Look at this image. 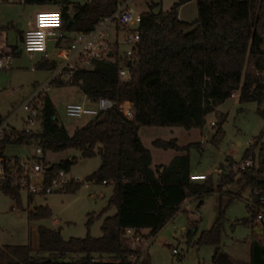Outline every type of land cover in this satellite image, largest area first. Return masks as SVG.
<instances>
[{
    "label": "trees",
    "instance_id": "obj_1",
    "mask_svg": "<svg viewBox=\"0 0 264 264\" xmlns=\"http://www.w3.org/2000/svg\"><path fill=\"white\" fill-rule=\"evenodd\" d=\"M55 1L62 4L65 31L88 32L94 30L102 17L114 12L119 0H92L83 4ZM195 1L197 19L191 23L178 17L183 0L157 12L154 11L157 3H152L140 13L139 41L130 56L127 79L118 76L116 43L111 46V55L93 59V68L75 69L71 84L77 85L91 100L106 97L117 104L129 101L134 109L131 118L125 117L116 106L100 112L69 134L59 122L50 98L39 94L43 102L41 130H12L0 138V158L5 159L7 145L32 140L42 153L75 149L80 158L98 155L100 165L88 178L113 184L108 207H116L115 214L103 219L99 237L87 232L84 237L64 239L60 228L39 225L37 246L0 247V264H132L127 259L132 252L124 244L126 229L136 232L147 229L149 235H154L180 210L186 198L196 197L199 206L201 198L214 190L210 181L189 178L188 154L175 156L166 166H152L151 153L138 135L140 126L201 127L206 114L236 92L240 103L264 104V0ZM22 2L42 5L50 4L51 0ZM69 5L74 9L71 17L65 13ZM11 54H15V49ZM37 67L55 69L56 63L43 60ZM3 122L0 114V126ZM260 138L261 135L255 138L242 157L252 158L258 147L257 165L238 171L251 189L248 201L255 202L264 195V143ZM153 144L164 149L180 148L175 139H156ZM40 160L48 167L46 183L53 173L60 169L67 172L76 163L75 157L57 163H49L43 156ZM232 179L231 175L220 177L216 188L221 190ZM79 185L70 183L65 190L74 192ZM0 190L20 204V190L12 187L9 180ZM33 196L28 193L29 202ZM246 207L249 209L248 204ZM50 216L48 206H37L28 213V218L34 220ZM243 221L250 222L253 228L249 264H264V243L255 231L257 224L251 211L250 218ZM196 230L197 222L189 221L186 233L189 244ZM194 243L217 246L219 221L202 232ZM105 257L113 259H100Z\"/></svg>",
    "mask_w": 264,
    "mask_h": 264
},
{
    "label": "rangeland",
    "instance_id": "obj_2",
    "mask_svg": "<svg viewBox=\"0 0 264 264\" xmlns=\"http://www.w3.org/2000/svg\"><path fill=\"white\" fill-rule=\"evenodd\" d=\"M149 1H155L159 4V9L166 11L178 0H131L130 7L135 13H139L146 8V2ZM183 1L178 7V17L191 23L197 19L196 1ZM50 4L51 6L39 8L37 11L62 9L61 2L54 0ZM25 5L21 0L8 2L0 0V31L8 32L6 41L0 38V53L10 54V51L15 49V54H11L10 65L6 69H0V114L4 122L12 116L9 127L20 131L26 128L40 131L41 122L38 120L33 125L26 124V112L18 111V108L41 88L42 95L48 96L54 104L59 122L71 134L92 119L87 116L69 117L65 113V106L69 103L83 102L84 94L77 85L67 82L66 75H57L49 85H46L58 66L53 70L37 67L42 61L41 55L35 54L31 57L27 54L23 50L17 31L12 27V21H17L19 29L27 26L28 13ZM104 32L107 33L105 39L109 41V45L111 42H118L117 54L122 56L127 49V45L122 42L124 28L117 27L113 22L104 28ZM71 36H74L72 32ZM63 42L67 45L70 41L66 39ZM48 55V60L60 62L53 47L49 48ZM211 122L215 125L212 126ZM263 127L264 104L259 106L256 102L240 103L238 96L234 95L208 112L201 127L185 129L181 126H140L138 135L142 144L151 153L152 166L160 164L165 166L175 156L188 154L190 170L206 175L205 181H210L214 190L202 197L199 206L198 200L188 198L187 212L180 208L156 234L149 235L146 229L141 230L142 242H146V248L139 264H218L215 261L216 252L226 255L230 261L227 264H249V244L253 228L250 222L243 220L250 218V211L246 206L251 190L239 177L240 174L235 167L243 160L244 152L254 143L255 138L261 135L260 142L264 143ZM156 139L163 141L175 139L180 148L158 147L153 144ZM37 147L35 140L26 144L8 145L4 154L30 158V162L34 163L35 158L32 156H35ZM42 156L45 161L51 163L75 157L76 163L70 167L66 175L81 180H86L100 165L98 155L80 158L79 151L75 149L57 153L45 151ZM252 158L251 166H256L258 147L254 149ZM226 175H231L232 181L221 190L217 189L218 179ZM91 181L88 187L80 184L74 192L63 190L45 196L34 195L31 202L28 200L27 191L22 190L18 205L0 190V247L25 244L35 246L38 225L51 229L60 228L64 239L84 237L87 232L92 237L101 236L100 227L103 219L116 212L114 205L108 207L113 184L111 182L104 184L95 179ZM37 206H48L51 216L43 220L29 219L28 213ZM189 221L197 222L196 234L190 244L186 236ZM216 221H219L218 245L194 243L201 233L210 230ZM257 227L262 231L261 234L257 233L262 240L264 228L260 225ZM124 244L128 247L127 239H124ZM100 259L107 261L113 258Z\"/></svg>",
    "mask_w": 264,
    "mask_h": 264
},
{
    "label": "built area",
    "instance_id": "obj_3",
    "mask_svg": "<svg viewBox=\"0 0 264 264\" xmlns=\"http://www.w3.org/2000/svg\"><path fill=\"white\" fill-rule=\"evenodd\" d=\"M6 1V0H1ZM131 0H119L116 9L110 15L104 16L100 19V22L95 26L94 30L88 32H76L70 39L67 45H61V42L65 39L64 21L61 10H40L35 13L33 17V25L27 31H25L22 39L23 50L29 54L34 55L39 53L42 59L48 58V43L52 42L55 47V56L59 59L58 69L52 76V79L46 83L50 84L57 75H66L67 82L73 81V74L77 67H85L88 69L93 68V59H100L106 54L113 53L111 46L113 43L118 45L115 41L109 45L105 39L107 33L104 32V28L110 23H115L117 27L124 28L125 34L122 42L127 45V49L122 56L118 55L120 65L118 69V76L121 79H127L129 76L127 62L130 60V56L133 55L136 44L139 41L138 26L141 20L140 13H135L130 7ZM66 15L71 17L74 14L72 5H69L66 10ZM46 16L49 18H55L54 23H49L41 26L40 17ZM42 32L44 34L43 41L40 46L32 47L27 42L28 33ZM11 54L0 53V69H6L10 65ZM131 61V60H130ZM85 64H89L86 67ZM41 94V88L31 95L22 105L21 109L27 113L26 124L33 125L36 120L40 118L43 102L39 99L38 95ZM234 94H232L233 96ZM118 107L120 113L125 117L131 118L134 115V109L129 101L117 104L114 100L100 97L97 100L86 99L81 103H69L65 106V113L69 117L81 118L84 116L94 118L100 112H106L113 107ZM214 126L215 123L211 122ZM24 131L29 132L31 129L26 128ZM4 135L0 128V138ZM264 135V127L262 130ZM36 154L32 158H35V162L31 163L30 158L9 160L0 158V187L3 186L8 180L12 187L19 188L20 191L24 190L32 195H48L54 191H63L70 183L83 184L88 187L91 184V179L81 180L77 177H68L66 171L63 169L53 173L49 183H46V175L48 167L44 166L40 160L43 153L41 148L35 150ZM252 160L250 158L243 159L236 165L235 170L251 166ZM189 178L192 181H203L207 179L204 174H190ZM106 184L108 182L102 181ZM251 213L254 215L255 223L264 228V195H261L257 202H247ZM125 237L128 242V248L132 252L128 255L127 259L132 264H139L146 248V242H142L143 236L141 232H136L133 229H126ZM142 243L140 246L139 244Z\"/></svg>",
    "mask_w": 264,
    "mask_h": 264
},
{
    "label": "crops",
    "instance_id": "obj_4",
    "mask_svg": "<svg viewBox=\"0 0 264 264\" xmlns=\"http://www.w3.org/2000/svg\"><path fill=\"white\" fill-rule=\"evenodd\" d=\"M9 0H6L5 2H8ZM22 1V0H21ZM51 1H54V0H51ZM90 1H92V0H75V1H71V0H68V2H70V3H80V4H83V3H86V2H90ZM152 3H155V1H149V2H146V8L144 9V10H142L141 12H143V11H146L147 10V8H148V5H150V4H152ZM24 4V3H23ZM48 6H51V4H42V5H37V4H33V5H25V9L27 10V15H28V24H27V26L24 28V29H19L18 27V24H17V21H12L11 23H12V27L15 29V31H17V34H18V38L20 39V41L22 42V39H23V35H24V33H25V31H27L30 27H32V25H33V17H34V15H35V13L36 12H38L37 11V9H39V8H46V7H48ZM54 10V9H53ZM158 10H162V9H159V4L157 3V6L154 8V11L155 12H157ZM40 11V10H39ZM141 12H139V13H141ZM183 21V20H182ZM185 22H187V21H185ZM64 32H65V39L64 40H66V39H68L69 41H70V39L72 38V36H71V32H68V31H65V29H64ZM76 32H78V31H72V33L75 35V33ZM0 38H1V40H7L8 39V32L7 31H0ZM63 40V41H64ZM61 42V45H66L64 42ZM108 41V40H107ZM109 42V41H108ZM111 43H113V42H111ZM118 46V45H117ZM50 47H53V49L55 50V47H54V45H53V43L52 42H49L48 43V51H49V48ZM11 52L12 51H10V54H11ZM36 54H39V53H36ZM35 55V54H34ZM34 55H30L31 57H33ZM40 55V54H39ZM48 58H49V55H48ZM48 58L47 59H44V60H48ZM41 60L43 61V59H42V57H41ZM48 61H50V60H48ZM52 61L53 62H55V60L54 59H52ZM56 63V66H58V63L57 62H55ZM91 64H93V62L91 63ZM57 68V67H56ZM53 70V69H52ZM42 94V93H41ZM33 95V94H32ZM234 96L236 97V96H239V93L238 92H236V93H234ZM86 99V96L84 95V100ZM54 105V104H53ZM20 110H22L20 107L18 108V111H20ZM12 117V116H11ZM11 117L6 121V122H3L2 124H1V126H0V128H1V130H2V132L3 133H9L10 131H12V130H17V129H15V128H13V127H9L8 126V124H9V120H11ZM26 118H27V113H26ZM39 120V119H38ZM38 120H36V121H38ZM17 131H20V130H17ZM21 131H24V130H21ZM32 131V130H31ZM28 143V142H27ZM24 144H26V143H24ZM19 145V144H18ZM8 146V145H7ZM6 146V147H7ZM6 147H5V149H6ZM37 148H40L39 146L37 147ZM36 148V149H37ZM4 152H5V150H4ZM35 155V154H34ZM4 156L7 158V159H9V160H21V159H27V158H21V157H18V156H13V157H11V156H8V155H5L4 154ZM33 157V156H32ZM67 158H72V157H67ZM60 161V160H59ZM58 161V162H59ZM49 162V161H48ZM49 163H51V162H49ZM57 163V162H56ZM156 166V165H155ZM157 166H164V165H157ZM166 166V165H165ZM161 170V169H160ZM190 174H203V173H195V172H192L191 170H190ZM204 181V180H203ZM203 181H200V182H203ZM251 190V189H250ZM250 195H251V192H250ZM188 198H191V199H196V200H198L196 197H194V196H192V197H188ZM188 198H186L183 202H182V204H181V208L183 209V210H186L187 211V209H186V205H187V203H188ZM190 201V200H189ZM201 201H202V198H201ZM198 202H199V200H198ZM35 208V207H34ZM33 208V209H34ZM32 211V210H31ZM28 212H29V210H28ZM54 222L55 223H57V221L56 220H54ZM39 226V225H38ZM37 226V227H38ZM59 229V228H58ZM255 229H258V233H260L261 234V229L260 228H258V227H256ZM147 230V229H146ZM36 231H37V229H36ZM256 231V230H255ZM141 232V231H140ZM147 232H148V230H147ZM142 234V233H141ZM251 242V241H250ZM262 242L264 243V239H262ZM37 243H38V238H37V242L35 243V246L34 247H36L37 246ZM250 245V244H249ZM218 253V252H217ZM250 253V252H249ZM216 256V255H215ZM249 261H250V254H249Z\"/></svg>",
    "mask_w": 264,
    "mask_h": 264
},
{
    "label": "clouds",
    "instance_id": "obj_5",
    "mask_svg": "<svg viewBox=\"0 0 264 264\" xmlns=\"http://www.w3.org/2000/svg\"><path fill=\"white\" fill-rule=\"evenodd\" d=\"M39 19H40L41 26L55 22V18H49L46 16H41ZM43 36L44 34L42 32L28 33L27 42L30 46L29 50H32V47L34 46H40L41 42L43 41Z\"/></svg>",
    "mask_w": 264,
    "mask_h": 264
},
{
    "label": "water",
    "instance_id": "obj_6",
    "mask_svg": "<svg viewBox=\"0 0 264 264\" xmlns=\"http://www.w3.org/2000/svg\"><path fill=\"white\" fill-rule=\"evenodd\" d=\"M111 55V53H109ZM131 65V61L129 60L127 62V66L129 67ZM256 232L258 233V229H255ZM215 261L218 264H227L230 263V261L227 259L226 255L224 253H217L215 256Z\"/></svg>",
    "mask_w": 264,
    "mask_h": 264
}]
</instances>
